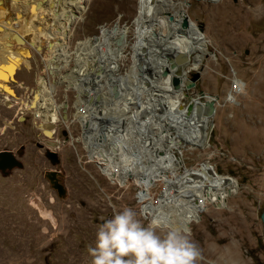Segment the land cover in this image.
Returning <instances> with one entry per match:
<instances>
[{
	"label": "rangeland",
	"instance_id": "374dc122",
	"mask_svg": "<svg viewBox=\"0 0 264 264\" xmlns=\"http://www.w3.org/2000/svg\"><path fill=\"white\" fill-rule=\"evenodd\" d=\"M173 1L170 13L184 11L191 23L200 26L206 42L207 56L194 70L200 78L187 93L217 97L203 145L172 148L174 155L175 150L181 152L178 177L207 170L236 181L237 188L224 205L205 201L198 211L183 205L171 223L190 230L201 250L197 264H213L225 247L239 264H264L259 219L264 200V0ZM29 5L37 23L23 29L24 44L12 41L9 49L19 55L21 48L30 56H24L10 78L0 82V152L12 153L20 165L0 172V264H89L85 250L104 219L127 206L145 223L173 195L171 176L149 187L117 180L94 149L95 144L102 145L112 153L113 125H107L105 132L103 125L94 124L102 144L89 142L83 127L92 99L81 91L71 60L83 50L79 44L91 51L92 42L97 38L94 44L98 43L106 29L129 26L137 14V0H82L83 11L65 22L59 43L53 41L58 36L55 31L53 38L42 40L47 11L40 3ZM43 17L41 25L38 20ZM13 18L7 17L6 23L15 25ZM51 24L59 26L57 21ZM127 40L133 41L131 34ZM131 61L126 49L118 60V77L129 72ZM145 61L141 73L148 72L154 80L150 74L156 64ZM192 64L188 62L185 71ZM234 80L239 82L238 91ZM106 86V82L98 85L104 94ZM127 87L116 91L123 95ZM108 94L110 100L115 98L112 91ZM229 95L234 102H227ZM94 100L107 104L103 97ZM186 102V97L180 100V109L185 110ZM99 111L93 106V120L99 118ZM135 112L131 101L128 115ZM146 130L134 129L133 135L148 137ZM44 144L56 149L52 158ZM199 164L201 169L196 167ZM49 171L59 173L62 197L45 178Z\"/></svg>",
	"mask_w": 264,
	"mask_h": 264
},
{
	"label": "bare ground",
	"instance_id": "6f19581e",
	"mask_svg": "<svg viewBox=\"0 0 264 264\" xmlns=\"http://www.w3.org/2000/svg\"><path fill=\"white\" fill-rule=\"evenodd\" d=\"M30 3L35 6L40 3L41 10L47 11L46 34L42 40L48 41L57 32L58 36L53 40L56 43H59L63 37L61 30L64 29L65 22L71 21L74 14H80L83 11L82 0H33L31 2L30 0H0V35H2L0 36V82L10 78L14 66H17L24 56L29 55L21 48L18 49L19 55L11 53L9 48L12 41L19 46L24 44L27 38L23 29L33 28L37 23L35 15L28 9ZM173 3V0H137V14L129 26L106 29L98 37V43L94 44L97 38L92 42L91 51H89L90 48H84L79 44L78 46L83 50L74 55L71 60L75 63L76 80L81 84V91L92 99L89 106H86L90 110L89 117L83 120L89 142L102 144L101 134L93 129L94 124L96 127L103 125L105 132L109 131L107 125H113L114 137L110 148L112 153L109 150H103L102 145L101 147L94 145L97 154L108 163L112 175L119 181H139L147 187L156 180L162 182L168 176L174 178L171 183L173 189L171 199L154 210V216L159 213L166 214L169 222L178 215L183 205L189 209L196 208L197 211L205 201L224 205V199L234 194L237 188L236 181L207 170L178 177V166L182 164L181 152L175 150V156L172 148L178 149L180 146L188 145L202 146L209 120L208 118L186 119L185 110L180 109V100L184 97L181 87L177 90L173 88L170 75L164 79L158 78L161 67L156 62L161 60L159 57L162 52L155 53V51L159 44L167 51L169 50L170 57L184 58L186 64L192 61L191 70L198 68L206 53V42L196 33V26L191 22H188L186 27L182 22L179 23L178 12L183 11L170 13ZM12 8L15 9L13 13L15 25L13 26L6 23L8 16L4 17ZM168 15L172 16L171 21H168ZM180 18L182 19L181 16ZM44 20L43 17V21L41 19L38 21L43 25ZM55 21L59 25L58 28L51 24ZM152 32L156 34L155 38H151ZM130 34L132 42L127 40ZM120 36H123L122 42L117 44L116 41ZM42 40L38 38V42ZM143 40H150L154 47L151 55L146 57L147 62L152 61L154 65L156 64L155 68L150 66L154 68L153 75L150 74L151 77L154 76V80L149 78L148 72L141 73V77L138 76L137 63L145 58L140 53ZM126 49L130 50L132 59L129 72L123 77H118V60ZM145 62L144 65H146ZM186 68H188L187 65ZM101 82H106V94L98 87ZM141 82L145 84L142 85ZM146 84L151 85L146 87ZM234 85L235 91H238L237 80H234ZM121 86H128L126 92L110 100L111 96L109 97L108 93L112 91V87L117 90ZM97 96L103 97L107 104L103 106L100 102H96L97 100L93 101ZM131 101L136 112L128 115ZM227 102H234L233 97L229 95ZM93 106H97L100 110L99 118L96 120L92 117L94 116ZM84 109L80 111L81 114L84 113ZM127 115L128 118H125ZM168 124L171 125V129H168ZM134 129H147L150 136L145 138L135 136ZM171 130L172 132L175 130L173 135L170 134ZM45 147L51 152L56 150H50L46 145ZM202 166L201 164L198 169ZM36 208L40 209V207ZM42 212H44L43 207ZM44 214L48 216L45 212Z\"/></svg>",
	"mask_w": 264,
	"mask_h": 264
},
{
	"label": "clouds",
	"instance_id": "9594fccd",
	"mask_svg": "<svg viewBox=\"0 0 264 264\" xmlns=\"http://www.w3.org/2000/svg\"><path fill=\"white\" fill-rule=\"evenodd\" d=\"M89 264H197L199 246L189 229L159 213L142 223L137 211L122 207L104 219L86 248ZM213 264H239L225 247Z\"/></svg>",
	"mask_w": 264,
	"mask_h": 264
},
{
	"label": "water",
	"instance_id": "95a60500",
	"mask_svg": "<svg viewBox=\"0 0 264 264\" xmlns=\"http://www.w3.org/2000/svg\"><path fill=\"white\" fill-rule=\"evenodd\" d=\"M207 1V0H206ZM185 6H189V3L187 1L184 2ZM179 16L182 17V23L184 27L187 26L188 20L187 16L185 15L184 11L180 12L178 14ZM172 20V16L168 15V21ZM196 33L199 35L200 39H203L202 36V29L200 26H196ZM156 34L151 33V38H155ZM123 36H120L116 43L120 44L122 42ZM154 47L152 46L150 40L149 41H142V46L140 49V53L145 57L144 59H140L139 62L137 63V72L138 76H142L141 71L143 70L144 67V62L148 58V55H151L152 50ZM161 54V60L164 59V61L159 60L156 62L159 67H161V72L158 78H165L168 77L169 75L171 76V84L174 89H179L181 87V91L184 93V97L187 98V102L184 106L185 108V117L187 118H194V119H205L208 118L209 120L213 117L215 114V104L217 102V97L216 96H209L203 92H199L198 94L194 95L191 97L190 94H188V91H191L195 89L196 83L198 82L200 75L199 72L194 71L190 73L192 70H187L185 71L186 68V60L183 58H177V57H170V52L169 50L165 49L162 47L161 44L157 46V50L155 53H160ZM204 56H207V52L204 54ZM147 57V58H146ZM162 62V63H161ZM186 73H190V78H187ZM151 85V84H148ZM146 84V87L148 86ZM113 96L117 98L119 94L113 88L112 90ZM168 129H171V125L168 124ZM172 131V130H171ZM55 152L48 151L47 155L52 158L54 156ZM20 165L18 162L15 160L14 156L12 153L8 151H3L0 152V172H4L6 170L13 169L14 167H19ZM197 168H200L201 165H197ZM45 178L48 180V182L51 184L53 189L57 191V194L59 197H62L65 194L64 188L59 185V180L58 176L59 173L55 171H49L45 172L44 174ZM259 219L262 225V237L264 240V200L262 203L261 207V212L259 215Z\"/></svg>",
	"mask_w": 264,
	"mask_h": 264
},
{
	"label": "crops",
	"instance_id": "0c3cea01",
	"mask_svg": "<svg viewBox=\"0 0 264 264\" xmlns=\"http://www.w3.org/2000/svg\"><path fill=\"white\" fill-rule=\"evenodd\" d=\"M5 13V12H4ZM13 13H14V11H12V10H9V12L6 14V15H4V17L6 18L7 16L8 17H12L13 16ZM10 15V16H9Z\"/></svg>",
	"mask_w": 264,
	"mask_h": 264
},
{
	"label": "flooded vegetation",
	"instance_id": "af4514ba",
	"mask_svg": "<svg viewBox=\"0 0 264 264\" xmlns=\"http://www.w3.org/2000/svg\"><path fill=\"white\" fill-rule=\"evenodd\" d=\"M55 134V131L53 132V135ZM63 135H65L66 136V133H63Z\"/></svg>",
	"mask_w": 264,
	"mask_h": 264
},
{
	"label": "built area",
	"instance_id": "2783aa9c",
	"mask_svg": "<svg viewBox=\"0 0 264 264\" xmlns=\"http://www.w3.org/2000/svg\"><path fill=\"white\" fill-rule=\"evenodd\" d=\"M37 119H39V118H37Z\"/></svg>",
	"mask_w": 264,
	"mask_h": 264
}]
</instances>
